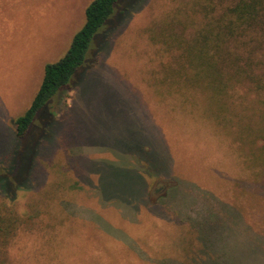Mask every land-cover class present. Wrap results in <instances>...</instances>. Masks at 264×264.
<instances>
[{
    "label": "rangeland",
    "instance_id": "1",
    "mask_svg": "<svg viewBox=\"0 0 264 264\" xmlns=\"http://www.w3.org/2000/svg\"><path fill=\"white\" fill-rule=\"evenodd\" d=\"M92 1L0 0V204L36 221L7 245L6 264H186L203 238L179 221L184 203L223 217L217 239L252 230L245 216L260 208L264 176L252 173L263 129L256 142L227 136L206 118L202 96L185 100L160 85L166 59L147 30L191 0H119L51 116L16 138L15 120Z\"/></svg>",
    "mask_w": 264,
    "mask_h": 264
},
{
    "label": "trees",
    "instance_id": "2",
    "mask_svg": "<svg viewBox=\"0 0 264 264\" xmlns=\"http://www.w3.org/2000/svg\"><path fill=\"white\" fill-rule=\"evenodd\" d=\"M118 2L94 0L86 7L84 25L73 36L67 53L45 66L38 92L15 120V136L20 142L27 139L37 116V120L51 116L46 109L62 89L72 86L94 35L111 23L122 3ZM191 2L188 10L171 14L162 24L147 30L149 40L166 59L160 85L187 100L189 93L202 96L206 118L225 135L254 137L256 142L258 130L264 131V0H235L229 5H223V0ZM257 150L261 169L252 173L256 178L264 176V144ZM249 155L252 170L253 152ZM11 171L7 173L10 177ZM244 180L246 185L249 178ZM247 191L244 195L248 197ZM35 225L34 217L22 216L14 207L0 204V264H6V247L15 234Z\"/></svg>",
    "mask_w": 264,
    "mask_h": 264
},
{
    "label": "crops",
    "instance_id": "3",
    "mask_svg": "<svg viewBox=\"0 0 264 264\" xmlns=\"http://www.w3.org/2000/svg\"><path fill=\"white\" fill-rule=\"evenodd\" d=\"M176 186V185H175ZM246 190V188H245ZM250 195V189H247ZM190 194L185 198L189 199ZM248 198L250 199V196ZM205 202L211 203V199L203 198ZM187 202V201H183ZM260 208L251 211L248 224L252 230L241 232L238 235L228 234L225 240L217 239L216 236L224 227L222 218H211L205 209H196L193 204H182L178 207L180 211V222L188 221L191 225L188 228L195 232H200L203 244L196 245V255L186 264H195L196 261L204 258L203 264H264V188L259 191ZM228 221L232 222L233 217L229 216ZM196 227L198 230H195ZM230 228L225 229L229 231ZM214 246L211 251L208 245ZM209 249V251H208ZM201 254L203 256H201Z\"/></svg>",
    "mask_w": 264,
    "mask_h": 264
}]
</instances>
